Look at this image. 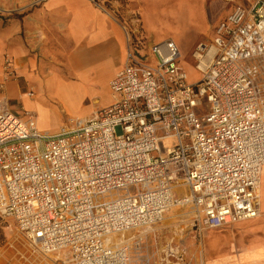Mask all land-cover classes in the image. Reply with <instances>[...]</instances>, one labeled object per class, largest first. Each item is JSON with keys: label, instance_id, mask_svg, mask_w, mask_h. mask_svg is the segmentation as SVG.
<instances>
[{"label": "built area", "instance_id": "obj_1", "mask_svg": "<svg viewBox=\"0 0 264 264\" xmlns=\"http://www.w3.org/2000/svg\"><path fill=\"white\" fill-rule=\"evenodd\" d=\"M245 1L193 49L195 82L173 40L128 38L114 99L89 117L49 133L29 110L0 107V218L25 242L9 244V264H131L143 236L113 235L143 232L178 204L194 210L197 234L260 215L264 0ZM2 70L15 77L8 54ZM162 248L160 264H190L173 238Z\"/></svg>", "mask_w": 264, "mask_h": 264}, {"label": "rangeland", "instance_id": "obj_2", "mask_svg": "<svg viewBox=\"0 0 264 264\" xmlns=\"http://www.w3.org/2000/svg\"><path fill=\"white\" fill-rule=\"evenodd\" d=\"M97 1V0H96ZM104 6L112 11L125 26L127 37L136 40L144 36L143 27L133 12H128L127 0H105ZM155 9L149 7L146 13L144 26L152 42L171 39L179 47V63L184 68L191 83L199 79L200 74L193 65L191 53L199 43H209L214 35L218 23V13L203 14L195 9L194 0H160ZM0 8V14H1ZM49 37L36 39L41 50L36 48V62L44 69V73H66L64 65L67 52L70 50V40L65 37H55V33L48 32ZM127 38V39H128ZM119 53L106 54L103 60H92L84 79L61 83L56 78H48L42 88H37L36 97L32 100L31 109L40 130L49 133L59 132L63 127L70 126L78 118L90 116L93 109L103 107L104 102L110 99L108 79L111 77ZM30 88H25L27 92ZM32 90V89H30ZM41 91V92H40ZM33 94L34 91L32 90ZM97 99L94 101V99ZM9 108V107H8ZM20 112L21 105L10 107ZM24 108V107H23ZM25 109V108H24ZM132 189V188H131ZM177 210L179 213L175 221L167 223V216ZM194 210L188 204L172 206L162 220L146 229L131 232L143 236L140 249L132 253L131 264H142L141 260H148L149 264L162 261V247L167 239L173 238L183 248L187 262L190 264L203 262L231 249L233 237L226 236L224 230L204 231L200 234L191 229ZM239 224L242 222H238ZM236 223V224H238ZM264 226V219L260 221ZM236 224H233L234 226ZM231 226L230 228L234 227ZM138 232V233H137ZM23 248L25 242L18 236L10 220L0 218V248L3 251L4 264H9L6 254L11 250L9 244ZM54 258V256H52ZM147 263V264H148ZM162 264H167L162 262Z\"/></svg>", "mask_w": 264, "mask_h": 264}, {"label": "crops", "instance_id": "obj_3", "mask_svg": "<svg viewBox=\"0 0 264 264\" xmlns=\"http://www.w3.org/2000/svg\"><path fill=\"white\" fill-rule=\"evenodd\" d=\"M103 1L105 0H0V82L4 83L0 87V107L21 105L22 108L30 110L37 88H42L48 78H56L61 83H69L77 78L84 79L92 60L100 61L106 54L119 53V61L108 79L109 83L124 62L128 37L123 23L104 6ZM158 1L160 2L127 0L128 12L136 14L149 42L152 41L144 26L145 17L149 7L156 9L159 6ZM194 2L195 9L203 14L210 16L217 12L219 21L233 6L246 4L245 0ZM48 32L55 33V37L70 40V50L64 62L65 74L44 73L43 67L37 65L36 48L41 50L43 45L36 42V39H41L42 36L48 39L51 37ZM3 54L11 56L16 68L15 77L6 81H3ZM27 87L34 91L32 96L26 94ZM108 91L111 96L103 106L114 99L109 85ZM96 100L95 98L94 101ZM259 185L260 215L240 224L235 223V226L232 224L217 229H227L225 235L233 237L232 246L228 245L231 250L220 252L210 257L207 262L204 260V264H264V226L260 223L264 219V165ZM231 226L234 227L230 228Z\"/></svg>", "mask_w": 264, "mask_h": 264}, {"label": "bare ground", "instance_id": "obj_4", "mask_svg": "<svg viewBox=\"0 0 264 264\" xmlns=\"http://www.w3.org/2000/svg\"><path fill=\"white\" fill-rule=\"evenodd\" d=\"M259 188H260V185H259ZM178 215H179V213L177 212V210H173V212H171V214H169V215L167 216V219H166V220H167V223H168V222L175 221L174 219L177 218ZM112 238H113L114 240L127 241V240H129L131 237L122 234V236L113 235Z\"/></svg>", "mask_w": 264, "mask_h": 264}]
</instances>
